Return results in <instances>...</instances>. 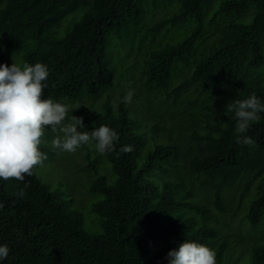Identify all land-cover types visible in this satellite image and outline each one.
<instances>
[{"label": "trees", "instance_id": "trees-1", "mask_svg": "<svg viewBox=\"0 0 264 264\" xmlns=\"http://www.w3.org/2000/svg\"><path fill=\"white\" fill-rule=\"evenodd\" d=\"M175 1L179 12L150 33L190 26V35L144 55L141 48L138 77L127 59L114 61L111 75L107 46L112 34L123 41L140 31L147 0H0L4 54L48 67L42 93L71 103V115L83 118L80 131L107 125L119 135L111 153L100 154L95 141L79 148L87 163L83 169L93 176L80 190L101 198L92 207L100 218L98 232L86 229L74 203L54 194L37 167L23 182L0 179V245L11 249L0 264H169L168 253L186 240L214 247L222 237L219 216L227 212L224 190L238 186H243L239 207L247 193L255 195L247 214L250 226L258 230L264 224V113L243 134L255 141L250 147L236 142L241 134L234 113L226 111L228 103L252 93L264 102V82L256 73L264 67V0H227L210 19L209 0ZM78 12L81 20L61 36L62 22ZM248 15L252 19L243 20ZM119 65L131 72L137 92L132 102L147 94L146 122L132 102L136 119L131 117L123 102L127 93L113 99L118 91L110 78L123 77ZM120 83L124 86V79ZM105 91L101 110L98 101L96 107L87 105ZM151 94L163 99L161 107ZM160 117L161 124L166 119L170 124L161 126ZM126 145L133 151L120 152ZM39 150L53 154L44 142ZM106 159L110 177L100 169ZM25 184V195L18 197ZM228 246L220 245L217 264ZM250 255L249 264H264V240Z\"/></svg>", "mask_w": 264, "mask_h": 264}, {"label": "clouds", "instance_id": "clouds-1", "mask_svg": "<svg viewBox=\"0 0 264 264\" xmlns=\"http://www.w3.org/2000/svg\"><path fill=\"white\" fill-rule=\"evenodd\" d=\"M49 69L42 63L30 65L17 63L0 65V179L23 182L25 176L34 175V169L42 166L47 155L39 150L43 143L41 137L48 131L57 135L52 146L60 151L74 153L80 147L95 141L100 154L116 151L118 133L107 125H101L92 131L84 129L82 117L68 115L71 105L61 103L49 97L42 100V91L48 87L46 80ZM131 85L129 84V89ZM134 92L128 90L123 97L125 104L132 102ZM228 113H234L235 131L241 134L237 143L254 146L255 141L244 136L253 123L260 121L264 113V102L255 93L248 98L236 99L226 106ZM242 137V138H241ZM132 146L126 145L120 152L130 153ZM20 188L17 196L23 197L25 189ZM3 208V204H0ZM11 249L7 244L0 245V261L6 260ZM169 264H217L216 252L204 244L186 240L178 250L168 253Z\"/></svg>", "mask_w": 264, "mask_h": 264}, {"label": "rangeland", "instance_id": "rangeland-1", "mask_svg": "<svg viewBox=\"0 0 264 264\" xmlns=\"http://www.w3.org/2000/svg\"><path fill=\"white\" fill-rule=\"evenodd\" d=\"M227 0H209L206 5V13L207 18L210 19L214 16V14L219 10L221 5ZM147 14L142 19L143 22L140 25V31L133 36L124 35V40L121 41L118 38V35L112 34L110 37L108 46H107V62H108V69L109 73L112 75L114 72V61L115 64L121 60L127 59V65L132 66L135 74L139 77L140 70L136 69V66L139 63V58L136 56V53L139 54V51L144 49L145 53H151L154 51L159 50L161 47L166 46L167 44H173L175 42L182 41L186 38L189 34L190 26H182L179 28L172 29L170 27H166L162 30L160 35L152 36L150 32H153L157 23H159L162 19L175 15L179 12L180 6L175 0H147L144 5V9ZM249 15L245 17L243 20L247 18V20H251L252 17ZM82 18V13H74L68 16L61 24V28L58 30L61 36H64L70 28H72L76 23H78ZM249 20V21H250ZM246 21V22H249ZM1 41V40H0ZM121 44V46L117 45ZM118 47V58L117 56L113 55V50L115 47ZM114 56V57H113ZM114 59V60H113ZM17 63L18 65L23 64L21 57H13L9 58L3 52V48L0 44V65H8L9 67L12 63ZM140 62H143V59L140 57ZM125 68V67H124ZM119 73L123 74V77H116L110 78L112 84H117V91L118 93H113V99H118V94H126L128 90L134 89V83L132 81V75L129 70L126 68L120 71V65L118 66ZM142 69V68H140ZM261 74V79L264 82V67L260 69L258 72ZM187 74H184L185 76ZM260 76V75H259ZM124 79V86H121V80ZM179 81L175 82V85H178ZM129 84L131 88L129 89ZM108 90V89H107ZM134 94L137 93L136 90L133 91ZM43 96L48 99L51 96H47L42 93ZM142 96L139 98H134L135 108L139 109V119L144 120L147 116L146 109H151V105H148V101H145V96L147 94H141ZM190 92L186 94V98L190 96ZM107 91L103 93L100 97L96 99H88L87 105L91 108L96 107L101 110L100 106L106 100ZM185 97V96H184ZM54 100H57L54 97H51ZM150 100L154 101L156 105L160 106L161 101L163 100L161 97H158L157 94H151ZM61 103L63 102L59 101ZM96 106H95V102ZM114 101V100H113ZM117 102V100L115 101ZM131 104V103H130ZM128 104V108L131 109V117L136 119V112L133 111L131 105ZM155 104L152 105L154 109ZM148 105V106H147ZM141 107V108H140ZM161 107V106H160ZM143 108V109H142ZM165 110V107L161 108V111ZM160 111V112H161ZM71 116V111L68 113ZM143 117V118H142ZM153 118L152 124H154L157 120ZM150 117V119H152ZM145 121V120H144ZM142 121V123L144 122ZM146 122V121H145ZM148 124V121H147ZM151 124V125H152ZM170 124L168 119H166V123L161 124V117H160V125ZM149 125V127L151 126ZM47 130L43 136L45 139L43 142L48 145L51 150L53 151L52 155L47 156V160L43 162L42 166H37V175L40 177L46 185H49L51 191L54 194H60L62 197L73 202V208L77 209L79 213L82 214L84 217L85 227L90 232H98L101 230L99 223L100 218L93 213L92 207L95 203H97L101 198L94 197L92 195H88L87 193L80 190L81 185L85 186L87 184L88 179L93 177L92 173L88 170L83 169V166H86V159L84 157V152L80 149L75 151L74 153H68L64 151H60L55 149L52 146V140L57 135L56 133L51 132L50 126H46ZM185 134H190L189 131H185ZM78 131L80 128L78 127ZM162 134V133H161ZM106 164H101L100 169L101 172L107 173L108 177H110L111 165L108 163L107 159L105 160ZM90 177V178H87ZM113 182V179H112ZM246 181L243 182L245 184ZM235 187V186H234ZM233 189V188H232ZM232 189L224 190V200L227 206V212L225 215H220V223L218 230L220 231V240H218L214 247L208 245L207 247L213 248L216 252V257L218 254V249L220 248L221 244L228 243V249L223 254L222 264H249L251 262V255L250 250L253 248L254 244L257 241L264 240L262 237V232L264 230V224L258 230L253 229L247 219V214L250 210L251 203L255 198L254 192L247 193L245 195L244 204L242 207H239V203L241 201V193L243 191V186H238L236 190L232 191ZM253 189V188H252ZM255 189V186H254ZM194 197H199V193L195 192ZM201 198V195L200 197ZM225 224L224 228L222 229V223ZM222 229V230H221ZM217 262V259H216Z\"/></svg>", "mask_w": 264, "mask_h": 264}]
</instances>
